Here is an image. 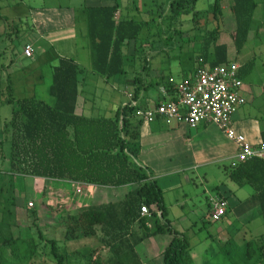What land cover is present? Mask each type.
Segmentation results:
<instances>
[{"label": "trees", "instance_id": "16d2710c", "mask_svg": "<svg viewBox=\"0 0 264 264\" xmlns=\"http://www.w3.org/2000/svg\"><path fill=\"white\" fill-rule=\"evenodd\" d=\"M222 1L215 0L212 9L218 25L216 29L207 32V42L213 45L214 55L212 60L203 58L212 67L229 63L228 47L217 41L223 18ZM232 1L231 11L237 25L235 44L241 50L247 42L257 2ZM197 2L198 0H177L180 9L177 14L194 11ZM119 8L117 4L88 9L93 72L106 79L126 73L125 50L133 41L137 43L144 30L151 27L150 20L137 21L126 17L117 19ZM250 68L251 66H246L244 70L249 72ZM81 72L82 69L74 60L60 61V65L54 69L52 84L48 88V93L53 98L52 103L36 97L16 99L11 77L8 78L9 85L6 88L10 98L7 104L13 106V113L4 126L3 133L11 141L9 161L12 172L55 183L130 187L121 201L100 206L90 205L69 216L72 232L80 231L84 236H90L95 235L100 227L103 241L113 252L112 264H141L136 247L149 237L169 233L173 239L163 252L164 264H193L189 239L175 230L168 220L164 191L146 168L134 162V158L140 153L138 142L140 128L144 124L143 119L137 116V111L146 108L130 102L119 106L108 117L77 114ZM138 80L139 78L135 81ZM137 94L139 91L135 93L136 96L133 95L135 100ZM3 141L1 146L4 145ZM230 179L239 185L248 184L255 189L264 219V159L235 162L230 170ZM6 188L3 187L2 192L9 194V190L4 191ZM7 201L10 205H15V198H8ZM144 206L149 208L155 219L154 230L147 226L148 217L142 215ZM8 214L12 217L14 215L12 210ZM33 215L36 216V212ZM137 225L145 230L144 235L139 236L134 230ZM39 235L51 245V253L57 264H67L68 257L60 250L57 241L47 240L41 230ZM0 240L3 244L0 248V264H30L38 252V244L34 240L2 236ZM254 244L248 242V250ZM258 248L257 264H263L264 243ZM247 257L251 259L253 252L248 251ZM94 264L101 263L96 261Z\"/></svg>", "mask_w": 264, "mask_h": 264}, {"label": "crops", "instance_id": "0c3cea01", "mask_svg": "<svg viewBox=\"0 0 264 264\" xmlns=\"http://www.w3.org/2000/svg\"><path fill=\"white\" fill-rule=\"evenodd\" d=\"M42 1L41 4L32 1L26 2L24 0L2 1V3H0V20H2V22L0 21V31L3 34V29L6 27L5 23H9V19L11 18L14 20L16 27L18 26V22H23L22 19H18L20 17L16 15L17 13H9L11 14L10 16L8 14L1 16L2 12L11 9L16 10L23 6L27 7L25 16L28 21L32 22L31 25L27 26L31 27L30 30L33 32L34 36L32 37V41L24 40L22 42V44L24 43V47L21 48V58L29 60L31 63L30 65H37L40 60H45L44 67L47 69L40 73L38 72L39 75H37V79L38 83H43L42 85L44 88H47V92L52 84L54 69L60 65V61L62 59L74 60L82 69L79 76L81 95L78 99L76 109V113L79 115H85L87 117H104V115H102V110L106 108L104 106L105 103L98 101L100 95L90 97L88 95V88H98L97 92L103 89L105 93L109 94L107 95L109 96L108 106L105 109L109 116H112L119 106L123 104L126 105V103H130L131 101H134L144 108L154 107L167 100V97L164 96L162 92L163 88L168 90L172 95L173 89L169 88L170 78L176 81L189 79L195 73L199 62L198 60L201 57L206 60H212L214 55L213 45L207 42V32L210 31L207 28L202 29L204 31L200 33L197 32L199 36H197L194 27H191L186 32L174 31V29H172L170 32H172L173 35H180L181 40L179 37L174 38V36L172 37L170 34L165 36L163 32L164 29L155 33L153 30H150L151 26L144 30L137 43L133 41L130 47L125 50L127 55L125 62L126 73L112 79H106L93 72V54L88 9L114 6L119 4L118 1L86 0L84 5L81 4L80 7L74 6V0H69L67 4L55 2L52 5H48L46 0ZM256 2L257 8L254 12L247 42L241 50L237 49L238 54L249 44L255 50L260 48L259 45L264 44V0L260 2L256 0ZM119 6L120 8L116 15L117 19L126 17L137 21H146L147 15H136V13L142 14L139 8L134 9L129 6L122 7L120 4ZM147 8L148 7H146V9ZM261 8L263 10L259 12ZM194 11L197 12L195 9ZM150 12L152 13L149 8L144 13L151 14ZM223 12L225 13L224 7ZM230 12L232 13V11ZM161 18L162 17H160V19ZM229 19L231 21V18ZM226 20H228V18L225 16L223 21L225 30ZM18 28L19 27H17L16 33H21L24 30L23 26L21 29ZM236 28L237 25H234L232 22V26L225 31L229 33L230 37L234 38V40L236 37ZM159 29L161 28L159 27ZM221 33L222 27L219 35ZM155 36H159V38L154 40L153 38ZM217 41L218 44H225L228 47L229 62H237L241 65L239 76L244 81L242 94L247 102L235 113L233 117L234 127L238 133L246 137L249 143L255 147H259L264 144V88H258L259 85H249L245 82V77L251 72L254 66L251 65L249 72H246L244 68L250 66L253 61L247 63L238 59H231L229 56L230 49L228 44L224 42L221 43L219 36ZM179 42H182V45L175 46V44ZM28 44L34 47V56L32 58H28L24 54V48ZM168 45L173 46L169 47ZM256 52L258 54L254 53L255 57L264 54V52L260 50ZM141 57H143L145 61L141 72L142 75L138 73L140 72V66L136 63V60H140ZM35 68L36 67H34V69ZM137 78H139V80L136 82L135 80ZM124 86H133V91H128L123 88ZM137 91H139V94H137L135 100L133 95L136 96L135 93ZM122 95H125L128 100L121 101L120 96ZM8 121H10V119L5 121L4 126ZM138 146L140 153L134 158V162L146 168L153 178L158 181V184L164 191L166 205L168 192H175L180 189L182 187L180 183L181 180L184 179L190 184L191 180H193L190 175L195 176L199 172L204 174L202 177L206 180L208 173H210V171L213 172V170H211L212 167L223 166L224 172L234 186L231 188L226 183L222 182L214 184L215 186L213 185L211 190L209 187L204 188V196L207 201L209 217L212 209L210 197L219 195L225 198L229 203L226 216L220 222H214L219 232H223L220 226H224L225 224L234 226V224L241 222L242 228H240V230H244V238L253 236L256 239L263 240L264 243V232L258 234L254 233L258 227L255 226L258 220L262 219L264 222L258 194L252 186L248 184L239 185L230 179V170L236 160L239 148L233 140L228 138L220 127L204 123L197 128H191L186 124L159 118L152 123L142 124ZM65 183L71 184L73 187L74 185H78L83 188L87 186L93 189L103 188L84 183ZM124 188L127 189V194L130 187ZM212 190L214 191L213 194L210 193ZM208 192L210 194H208ZM192 198L193 197H189L186 192L183 193V196L176 201L177 207L180 208L181 211H184L188 202L192 201ZM167 208L168 220L172 225L171 207L167 205ZM189 214L190 213H183L178 219L182 220ZM209 222L213 224L210 219ZM148 224L151 225L149 217L147 226ZM175 230L189 239L192 254V238L188 237L181 229ZM167 235H170V237L162 238ZM159 237L162 240L157 242L155 239ZM208 237L214 240L212 233H209L206 239L201 240L199 244H208ZM216 237H218V235ZM151 239L152 243H150L148 250L145 251H147L148 254L153 253L155 256H160L159 259L163 260V252L171 243L173 236L166 233L149 237L136 248L142 246ZM212 240L210 241L214 245L215 242ZM212 244H209V246ZM145 256H148V264H160L159 259L156 261L153 259L154 257L150 255ZM162 264H164V260Z\"/></svg>", "mask_w": 264, "mask_h": 264}, {"label": "rangeland", "instance_id": "374dc122", "mask_svg": "<svg viewBox=\"0 0 264 264\" xmlns=\"http://www.w3.org/2000/svg\"><path fill=\"white\" fill-rule=\"evenodd\" d=\"M2 1L4 0H0V3H2ZM24 1L37 2L38 4L43 2L42 0ZM117 1L122 7L129 6L134 9L139 8L142 14L136 13V15H147V19L151 21L152 28L150 30L156 33L164 29L163 32L165 36L170 34L172 37L174 36V38L179 37V39H181L180 35H173L170 31L174 29V31L186 32L191 27H194L196 33L204 31L202 30L204 28H207L211 32L216 29L218 25V20L214 18L212 13L215 0H198L199 2L194 6L197 12L190 11L189 13L181 14H177V11L180 10L176 3L177 0ZM257 1L260 2L261 0ZM55 2L67 4L69 0H46L48 5H52ZM85 2L86 0H74V6L80 7V5H84ZM232 4V0L222 1V7H224L225 13L223 12L221 22L222 33L219 35V40L221 43L224 42L228 44L230 49L229 56L231 59H238L247 63L253 61L251 65L254 67L245 77V82L249 85H259L258 88H264V54L255 57V54H258L256 51L260 50L264 52V44L259 45L260 48L257 50L253 49L249 44L238 54L234 38L230 37L229 33L225 32L227 28L229 29V27L232 26V22L234 25L236 24L234 14L230 12ZM146 7H148L147 9L150 8L152 11V13L150 12L151 14L144 13L147 10ZM26 8L27 7L23 6L16 10L11 9L1 13V16L4 14L10 16L11 14L9 13H17L16 15L20 17L18 19H22L23 21L21 23L18 22L17 27L21 29L23 26L24 30L19 34L16 33L17 27L14 24V20L11 18L9 19V23H5L6 27L3 29V34L0 31L2 35H0V180H3L0 181V236L3 238H22L27 241L34 240L38 244V252L30 264H57L56 259L51 253V245L40 238L39 230L42 231L47 240L57 241L60 250L68 257L69 261L67 264H94L96 261L101 264H112L114 260L113 252L103 241V233L100 227H98L95 235L84 236L80 231L74 233L72 232L73 227L69 222V216L77 214L81 208L90 205L100 206L107 205L110 202L121 201L126 195V188L103 187L102 189H93L92 187L87 186L83 188L78 185H74L73 187L68 183H55L51 180L18 175L11 170L9 161L11 141L8 135L4 137L2 131L5 121L12 118L13 112V106L7 104L10 98L9 91L6 88L9 85L8 78L11 77L16 99H25L35 96L49 103L53 102V98L48 94L47 88H44L42 85L43 83H38L37 79V75H39L41 71L47 69L44 67L45 60H40L37 65H30V61L21 58L20 55L21 48L24 47V43L22 44V42L24 40L32 41V37L34 36L33 32L30 30L31 27L27 26L31 25L32 22L28 21L25 16L27 11ZM262 10L261 8L259 12ZM224 14L228 18V20H226V30L223 23L225 18ZM160 17L162 18L160 19ZM153 18L156 19L152 21ZM229 18H231V21ZM18 19L15 20L19 21ZM0 21L2 22V20ZM159 27L161 29H159ZM199 33H197V36H199ZM158 38L159 36H155L153 39L156 40ZM181 43L179 42L175 44V46H180L182 45ZM168 46L172 47L173 45ZM136 63L140 66V72L138 73L142 75L141 72L145 63L143 57H141L140 60H136ZM34 67L36 68L34 69ZM123 88L131 92L133 91V86H124ZM97 91L98 88H88V95L90 97L100 95L98 101L104 102V106L107 108L109 102V96L107 95L109 94L105 93L103 89H101L100 92ZM120 99L121 101L128 100L125 95L120 96ZM106 108L102 110V115L109 116L105 111ZM2 140H4L3 146H1ZM211 170H213V172L210 171V173H208L206 180L202 177L204 174L199 172L195 176L190 175L193 179L190 184L182 178L183 180L180 179L182 187L175 192H168L167 205L171 207V217L173 220L171 226L174 229L183 230L188 237L192 238L193 242L191 243L193 246L192 256L194 264H257L259 256L258 247L262 245L263 240L256 239L253 236L244 238V230H240V228H242L241 222L234 224V226H230L229 224L220 226L223 232H219L214 225L215 221L212 217V205L209 217L207 201L204 196V188L209 187L211 190L214 184L222 182L226 183L231 188L234 186L224 172L223 166H214ZM3 187H7L4 191L7 192L9 190V194H4L2 192ZM185 192L189 197L193 198L192 201L188 202L185 210L181 211V209L177 207L176 201L180 199ZM210 193L213 194L214 191L212 190ZM210 193L208 192V194ZM8 198H15L14 206L10 205L9 201H7ZM30 203H34V206L31 207ZM10 210L13 211L14 218L8 214ZM34 212H36V216L33 215ZM183 213L190 214L186 215L182 220H179L178 217ZM209 219L213 224L209 222ZM154 220L153 216L150 217L151 230L155 228ZM38 226L40 228H38ZM255 226L258 227L254 233L258 234L264 232V222L262 219L258 220ZM134 230L139 236L145 234V230L138 225ZM209 233H212L214 240L208 237V244H199L201 240L206 239ZM217 235L218 237H216ZM169 237L170 235H167L162 238ZM155 240L159 242V240L162 239L159 237ZM210 240L215 242V244L213 245ZM249 241H255V244L250 250H248L247 247ZM150 243H152V239L136 248L138 261H140L141 264H148V256L146 257L145 255L154 257L153 259L156 261H158L160 257L157 255L155 256V254L153 255V253L148 254V252L145 251L148 250ZM209 244L212 245L209 246ZM2 246L3 244L0 240V248ZM248 251L253 252V257L251 259L247 257ZM83 254L86 256H83ZM159 262L162 264L163 260L159 259Z\"/></svg>", "mask_w": 264, "mask_h": 264}, {"label": "built area", "instance_id": "2783aa9c", "mask_svg": "<svg viewBox=\"0 0 264 264\" xmlns=\"http://www.w3.org/2000/svg\"><path fill=\"white\" fill-rule=\"evenodd\" d=\"M24 54L32 58L34 47L31 44L26 45ZM240 69L241 65L237 62L212 67L201 58L195 73L189 79H169V88L173 89L172 95L165 88L162 89L167 100L151 108L139 109L137 116L143 119L145 124L162 118L186 124L191 128H197L204 123L216 125L238 145L239 152L235 162L264 159V144L253 146L234 127L235 113L247 102L242 94L244 81L239 76ZM131 102L136 105L134 101ZM210 199L213 220L220 222L228 212L229 203L219 195ZM30 206L33 207L34 203H30ZM141 212L144 217H152L147 206L142 207ZM148 226L151 227L150 224Z\"/></svg>", "mask_w": 264, "mask_h": 264}]
</instances>
